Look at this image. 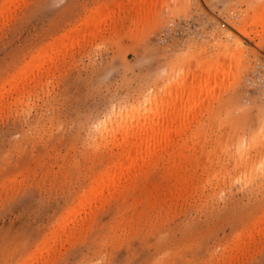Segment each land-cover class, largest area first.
<instances>
[{"label":"rangeland","instance_id":"374dc122","mask_svg":"<svg viewBox=\"0 0 264 264\" xmlns=\"http://www.w3.org/2000/svg\"><path fill=\"white\" fill-rule=\"evenodd\" d=\"M133 1L0 0V264H264V0Z\"/></svg>","mask_w":264,"mask_h":264},{"label":"bare ground","instance_id":"6f19581e","mask_svg":"<svg viewBox=\"0 0 264 264\" xmlns=\"http://www.w3.org/2000/svg\"><path fill=\"white\" fill-rule=\"evenodd\" d=\"M122 1V0H121ZM135 1V0H134ZM133 1V5L135 4V5H139L141 2H143V1H139V3L137 4L136 2L137 1H135L134 2ZM149 2L148 3H154L155 1H157V0H154V2H151V0H148ZM153 1V0H152ZM119 2V1H118ZM117 2V3H118ZM145 2H147V1H145ZM156 3V2H155ZM154 3V4H155ZM132 5V6H133ZM141 5H142V3H141ZM143 6V5H142ZM153 5H151L150 4V7H152ZM102 8V7H101ZM138 8H142L141 10V13H140V15H138V16H141L142 14H143V7H141V6H139V7H137V10H138ZM108 9V8H107ZM110 9V8H109ZM134 9H136V7L134 8ZM113 10V9H112ZM112 10H110V11H112ZM103 11V10H102ZM109 11V12H110ZM139 12H140V10H139ZM139 12L137 11V14H139ZM102 13V12H101ZM98 16V18L100 19V20H98V24H99V22L101 21V18L102 17H100L99 15H100V13L99 14H97ZM102 15H105V14H102ZM107 16V15H106ZM92 18V17H91ZM90 18V19H91ZM93 18H95L96 19V17H93ZM103 19V18H102ZM89 22H90V20H89ZM92 23L91 24H93V26L95 25V23H94V21L92 20L91 21ZM95 22H96V20H95ZM97 24V23H96ZM242 25V24H241ZM246 25H248L247 23L245 24L244 23V26H246ZM88 26V25H87ZM90 26V25H89ZM95 27V26H94ZM93 29V28H92ZM242 32V31H241ZM212 66V65H211ZM215 67V66H214ZM217 67V66H216ZM212 75V74H211ZM211 75L209 76V78H207V79H209L210 80V78H211ZM208 80V81H209ZM207 82V81H206ZM207 83H209V82H207ZM185 87H187L186 86V84H184V83H180L179 85H177V87H176V93H175V95H173L172 96V98H173V104H172V102L170 103L171 105L169 106V103H168V106H166L167 107V110L168 111H166V116L168 117V115H171V117L170 118H174L176 115V118H174V119H172L171 120V122H156V121H154L152 118H149V117H147V118H149V120L147 119L145 122H143L142 124H140L139 125V127H140V129L138 130V133H127L126 135H124L123 136V142H122V140H121V142L122 143H124V146H126L127 147V149H125L126 151H125V153H127L128 154V159H126L125 157H124V159H126V160H129L130 162H129V165H128V161H126V160H123V158H122V160H123V162H121V163H123V165L122 164H120V165H117V167H114V169L115 170H113V172H110V175L112 176L113 174V178H115L116 179V177H115V172L116 171H121V170H123V169H121L120 170V168L121 167H125V169H127L129 166H131L130 164H132L134 161H136L137 160V158L138 157H140V155H141V153L142 152H145V150H149L151 147L150 146H152V144H155L156 145V143L157 142H159L160 143V141H165V142H167L165 139H167L168 137H170V134H169V132H171V130H172V133H173V131L176 133L174 136H177V134H178V129L180 128H183L184 129V119H183V117H181L182 115V113H180L181 111V106H179L180 107V109H177V108H179L178 106H177V104H179V102L178 103H176V101H177V99L179 98V96H180V98H181V95H179V92L181 93V92H183L184 93V88ZM201 88V86L199 85V87H197L195 90H193V94L194 93H196L199 89ZM179 89H181L179 92H178V90ZM182 94V93H181ZM188 94V93H187ZM184 95V94H183ZM186 97H187V95H186ZM190 96L188 95V97L187 98H189ZM187 98H186V100H187ZM188 101H189V104H186V107L188 108V109H191V107H192V109H193V107H196V106H192L193 105V101H194V99L192 100V98L190 99H188ZM169 102H170V100H169ZM194 104H196V103H194ZM165 107V108H166ZM168 107H169V109H168ZM197 108V107H196ZM195 109V108H194ZM193 109V110H194ZM157 110V109H156ZM165 110V109H164ZM164 110H162L163 111V113H164ZM193 110H191V111H193ZM127 111H129V110H127ZM125 112L124 114L123 113H120V114H116L114 111L112 112V114H111V116L110 117H108L107 119V121H103V123L102 124H104V126L102 127V129H104V130H107V128H108V126L109 125H113V123H116V125H119V124H121V120H125L126 118H128L130 115H132V116H135V110H131L130 112ZM122 112H124V111H122ZM182 112H183V109H182ZM185 112V111H184ZM184 112H183V114H184ZM139 113V112H138ZM137 113V114H138ZM142 113H144V112H142ZM186 114H187V112H185ZM180 114V115H179ZM186 114H184V115H186ZM156 115H158V119H159V117H160V115H159V111H158V114L156 113ZM175 115V116H174ZM183 115V116H184ZM190 115V114H189ZM145 116V115H144ZM143 116V119L145 118ZM174 116V117H173ZM161 117H163V115L161 116ZM165 117V116H164ZM185 117V116H184ZM186 117H187V119L189 118L187 115H186ZM118 118V119H117ZM142 119V120H143ZM146 119V118H145ZM156 119H157V117H156ZM182 119H183V121H182ZM187 119H185V121L187 122V121H189V119L187 120ZM106 120V119H105ZM117 120V121H116ZM119 120V121H118ZM127 120V119H126ZM116 121V122H115ZM144 121V120H143ZM158 121V120H157ZM123 122V121H122ZM142 122V121H141ZM166 123V124H165ZM183 123V126H180L181 124ZM189 124V122L187 123V124H185V125H188ZM171 127V126H173L172 127V129L170 128L169 129V127ZM180 126V127H179ZM113 127V126H112ZM183 129H182V131L180 132V134L183 132ZM186 129V128H185ZM178 130V131H177ZM177 131V132H176ZM171 133V134H172ZM168 134H169V136H168ZM174 134V133H173ZM172 134V135H173ZM171 135V136H172ZM174 136H172L173 138H174ZM179 136V135H178ZM171 138V137H170ZM169 138V140L171 141V139H173V138H171L170 139ZM121 142H120V145H121ZM163 142H161L160 144H162ZM170 143H172V142H170ZM178 143V142H177ZM160 144H158V145H160ZM174 144V143H173ZM154 145V146H155ZM157 145V146H158ZM171 145V144H170ZM123 146V147H124ZM172 146H174V145H172ZM122 147V149H124ZM150 147V148H149ZM160 147H163V146H160ZM142 148H143V150H142ZM176 148V147H175ZM175 150V149H174ZM124 151V150H123ZM122 154H124V153H122ZM127 154H125V155H127ZM147 154V153H146ZM150 154V153H149ZM177 155H179V153H177L176 154V156ZM124 155H122L121 157H123ZM142 156V155H141ZM172 156V155H171ZM127 157V156H126ZM178 157V156H177ZM136 159V160H135ZM121 160V161H122ZM124 161L126 162V164H124ZM135 163V162H134ZM118 164V163H117ZM125 165H127V167L125 166ZM128 170V169H127ZM124 171V170H123ZM126 171V170H125ZM124 171V172H125ZM112 173V174H111ZM106 175V174H105ZM105 175H104V178H105ZM108 175V174H107ZM110 175H109V177H110ZM118 175V174H117ZM121 175V174H120ZM119 176V175H118ZM117 176V178H119ZM112 178V177H111ZM110 178V179H111ZM107 179V178H106ZM102 180V179H101ZM105 180V179H104ZM112 180V179H111ZM114 180V179H113ZM117 180H119V179H117ZM100 184H101V181L99 182ZM111 184H112V181H111ZM107 185H109L108 183H107ZM100 186V185H99ZM108 187V186H107ZM110 187V186H109ZM108 187V188H109ZM111 188H112V185H111ZM97 189V188H96ZM101 190V189H100ZM94 191V190H93ZM87 200V199H86Z\"/></svg>","mask_w":264,"mask_h":264},{"label":"built area","instance_id":"2783aa9c","mask_svg":"<svg viewBox=\"0 0 264 264\" xmlns=\"http://www.w3.org/2000/svg\"><path fill=\"white\" fill-rule=\"evenodd\" d=\"M196 33V25L187 19L170 21L161 27V37L178 36L180 43L186 37H193Z\"/></svg>","mask_w":264,"mask_h":264}]
</instances>
